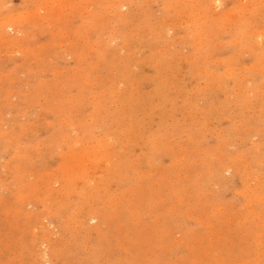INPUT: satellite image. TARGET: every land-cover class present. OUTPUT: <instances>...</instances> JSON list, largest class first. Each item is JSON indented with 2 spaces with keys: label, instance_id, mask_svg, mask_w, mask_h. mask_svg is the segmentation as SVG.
Wrapping results in <instances>:
<instances>
[{
  "label": "rangeland",
  "instance_id": "374dc122",
  "mask_svg": "<svg viewBox=\"0 0 264 264\" xmlns=\"http://www.w3.org/2000/svg\"><path fill=\"white\" fill-rule=\"evenodd\" d=\"M0 264H264V0H0Z\"/></svg>",
  "mask_w": 264,
  "mask_h": 264
}]
</instances>
